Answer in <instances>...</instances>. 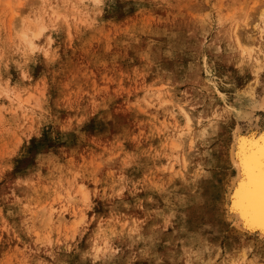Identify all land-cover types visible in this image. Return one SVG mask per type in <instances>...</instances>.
I'll use <instances>...</instances> for the list:
<instances>
[{
  "label": "rangeland",
  "instance_id": "rangeland-1",
  "mask_svg": "<svg viewBox=\"0 0 264 264\" xmlns=\"http://www.w3.org/2000/svg\"><path fill=\"white\" fill-rule=\"evenodd\" d=\"M262 7L0 0V264H264L232 206Z\"/></svg>",
  "mask_w": 264,
  "mask_h": 264
},
{
  "label": "bare ground",
  "instance_id": "bare-ground-1",
  "mask_svg": "<svg viewBox=\"0 0 264 264\" xmlns=\"http://www.w3.org/2000/svg\"><path fill=\"white\" fill-rule=\"evenodd\" d=\"M263 17L264 7L259 9L257 18ZM237 143L235 164L239 171V183L232 194V206L245 219V224L247 222L264 234V133L250 141L241 139Z\"/></svg>",
  "mask_w": 264,
  "mask_h": 264
}]
</instances>
